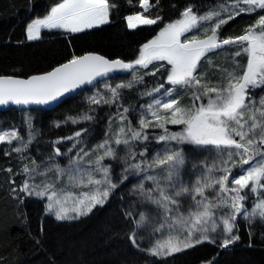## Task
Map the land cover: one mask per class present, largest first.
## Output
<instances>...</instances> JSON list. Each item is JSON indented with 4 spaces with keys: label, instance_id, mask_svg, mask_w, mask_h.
Masks as SVG:
<instances>
[{
    "label": "snow or ice",
    "instance_id": "6c2138e0",
    "mask_svg": "<svg viewBox=\"0 0 264 264\" xmlns=\"http://www.w3.org/2000/svg\"><path fill=\"white\" fill-rule=\"evenodd\" d=\"M128 3L136 10L123 17L127 29L155 32L132 58L73 52L51 70L0 74V107L21 114L0 128V191L11 212L0 213V264H66L51 251L45 220L100 211L109 238L144 264L198 246L225 251L242 230L250 241L264 230V0ZM119 7L55 0L29 17L24 35L37 41L47 30L71 45L112 24ZM75 96L83 99L68 115L37 123L45 109L32 106ZM30 203L42 205L38 230ZM218 255L200 264H219Z\"/></svg>",
    "mask_w": 264,
    "mask_h": 264
},
{
    "label": "trees",
    "instance_id": "16d2710c",
    "mask_svg": "<svg viewBox=\"0 0 264 264\" xmlns=\"http://www.w3.org/2000/svg\"><path fill=\"white\" fill-rule=\"evenodd\" d=\"M115 2L120 7L118 12L113 13L112 24L103 26L102 30H91L88 35L81 34L73 39L70 45L68 40L59 33L43 31L40 40L31 42L25 38V22L29 17L43 15L47 7L55 3V0H0V74L12 73L14 69L20 70L18 74H37L51 70L57 63H62L69 58L73 52L84 54L92 51L111 58L117 56L125 59L132 58L139 46L151 39L155 32L143 27L128 30L126 24L122 22L123 17L136 9L128 3V0H115ZM132 2L136 4L138 0H132ZM180 2L182 3L183 0ZM163 3L167 5L169 0H163ZM248 22L247 17L238 18L229 31H239ZM156 30L158 31V28ZM17 41H23V43H17ZM82 99V96L71 97L51 111L34 113L37 123L47 125L51 121L68 115L69 110L74 109ZM20 116V112L12 109L0 112V128H7L13 123L18 124ZM62 134L67 135L69 132L65 129ZM5 163V158L0 156V165ZM2 179L3 176L0 175V180ZM5 211L11 219L5 194L0 191V213ZM27 212L31 218L33 230H38L42 205L30 203ZM109 220V213L105 211L96 212L88 218L71 223L58 224L54 219H46L44 228L48 233L51 251L66 264H78L80 261H84L85 264H123L125 260L133 264H144L143 256L135 255L134 251H130L120 239L109 238L105 232ZM254 231L256 235L252 241L249 240L247 230H242L241 242L225 251L207 245L198 246L195 250L168 258L169 264H200L202 257L214 255L217 252L219 264H264V235H262L264 230L257 226ZM13 235L19 237L20 233L17 231Z\"/></svg>",
    "mask_w": 264,
    "mask_h": 264
},
{
    "label": "water",
    "instance_id": "95a60500",
    "mask_svg": "<svg viewBox=\"0 0 264 264\" xmlns=\"http://www.w3.org/2000/svg\"><path fill=\"white\" fill-rule=\"evenodd\" d=\"M71 98V97H70ZM58 105H52V106H32V107H42V108H44L45 110L44 111H42V112H48V111H51L52 109H54V108H56ZM10 109H12V110H16L15 109V106H10L9 108H3V107H0V112H5V111H7V110H10ZM17 112H19L18 110H16Z\"/></svg>",
    "mask_w": 264,
    "mask_h": 264
},
{
    "label": "rangeland",
    "instance_id": "374dc122",
    "mask_svg": "<svg viewBox=\"0 0 264 264\" xmlns=\"http://www.w3.org/2000/svg\"><path fill=\"white\" fill-rule=\"evenodd\" d=\"M126 24V23H125ZM129 30V29H128Z\"/></svg>",
    "mask_w": 264,
    "mask_h": 264
}]
</instances>
